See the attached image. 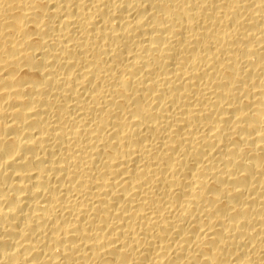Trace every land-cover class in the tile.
<instances>
[{"label":"bare ground","instance_id":"6f19581e","mask_svg":"<svg viewBox=\"0 0 264 264\" xmlns=\"http://www.w3.org/2000/svg\"><path fill=\"white\" fill-rule=\"evenodd\" d=\"M0 264H264V0H0Z\"/></svg>","mask_w":264,"mask_h":264}]
</instances>
